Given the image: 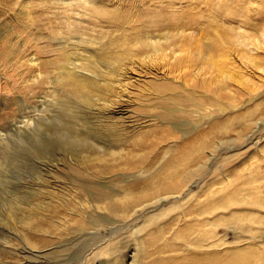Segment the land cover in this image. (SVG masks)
<instances>
[{
  "label": "rangeland",
  "instance_id": "1",
  "mask_svg": "<svg viewBox=\"0 0 264 264\" xmlns=\"http://www.w3.org/2000/svg\"><path fill=\"white\" fill-rule=\"evenodd\" d=\"M0 264H264V0H0Z\"/></svg>",
  "mask_w": 264,
  "mask_h": 264
},
{
  "label": "bare ground",
  "instance_id": "2",
  "mask_svg": "<svg viewBox=\"0 0 264 264\" xmlns=\"http://www.w3.org/2000/svg\"><path fill=\"white\" fill-rule=\"evenodd\" d=\"M219 60V59H218ZM217 60L215 59V60H213V61H211V63H210V66L211 67H213L214 66V64H215V62H216ZM221 63V62H220ZM206 64V63H205ZM208 64V63H207ZM206 64V65H207ZM216 68V67H215ZM215 72H217V70H215ZM228 75V74H227ZM234 79V78H233ZM78 81H83V80H78ZM84 82V81H83ZM87 86H85V88H86ZM89 88V87H88ZM88 88H86V89H88Z\"/></svg>",
  "mask_w": 264,
  "mask_h": 264
}]
</instances>
